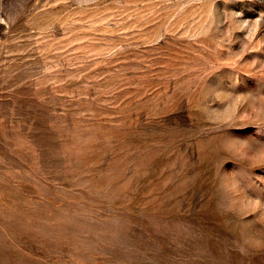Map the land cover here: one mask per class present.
Returning a JSON list of instances; mask_svg holds the SVG:
<instances>
[{
	"label": "rangeland",
	"instance_id": "374dc122",
	"mask_svg": "<svg viewBox=\"0 0 264 264\" xmlns=\"http://www.w3.org/2000/svg\"><path fill=\"white\" fill-rule=\"evenodd\" d=\"M0 264H264V0H0Z\"/></svg>",
	"mask_w": 264,
	"mask_h": 264
}]
</instances>
